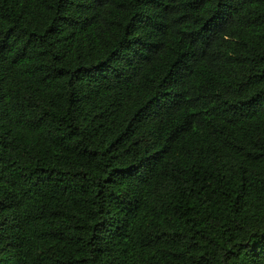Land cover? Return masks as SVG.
<instances>
[{"label": "trees", "instance_id": "16d2710c", "mask_svg": "<svg viewBox=\"0 0 264 264\" xmlns=\"http://www.w3.org/2000/svg\"><path fill=\"white\" fill-rule=\"evenodd\" d=\"M0 264H264V0H0Z\"/></svg>", "mask_w": 264, "mask_h": 264}]
</instances>
